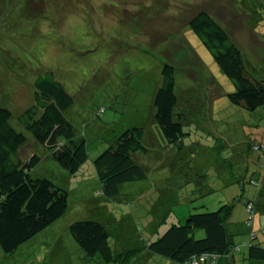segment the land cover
<instances>
[{
	"label": "rangeland",
	"instance_id": "374dc122",
	"mask_svg": "<svg viewBox=\"0 0 264 264\" xmlns=\"http://www.w3.org/2000/svg\"><path fill=\"white\" fill-rule=\"evenodd\" d=\"M198 10L229 32L247 71L264 78V0H0V106L13 112L12 124L27 135V153L41 156L32 176L47 177L69 192L65 215L15 252L0 248V264H104L72 237L68 227L79 219L107 225L116 252L140 249L133 264H177L150 253L147 244L189 214L224 203L233 205L230 250L250 241L252 230L264 240V208L253 226L246 209L248 200L260 201L257 208L264 201V185L249 181L253 171L264 176V105L248 111L230 101L233 82L187 23ZM165 62L176 67L182 150L155 118ZM46 70L74 98L65 115L89 154L76 173L55 161L18 121L33 103L37 75ZM128 126L145 130L148 152L134 158L147 178L123 183L117 195L107 197L94 160ZM246 254L242 246L216 264H264Z\"/></svg>",
	"mask_w": 264,
	"mask_h": 264
},
{
	"label": "trees",
	"instance_id": "16d2710c",
	"mask_svg": "<svg viewBox=\"0 0 264 264\" xmlns=\"http://www.w3.org/2000/svg\"><path fill=\"white\" fill-rule=\"evenodd\" d=\"M187 23L233 82L235 90L227 94L230 101L248 111L263 106L264 78L258 79L247 71L244 55L229 32L206 10H198ZM175 73L176 67L165 62L154 96L155 118L168 141L182 150L185 130L181 120L183 112L176 111ZM73 103V96L56 74L46 70L37 75L33 103L20 112L18 121L48 149L55 161L69 172L76 173L89 154L86 140L76 139L75 126L65 115ZM12 117L9 108L0 106V248L5 253L15 252L52 226L65 215L69 206L68 190L47 177L32 176L31 170L41 161V156L27 153L24 147L28 137L12 124ZM144 133L142 126L126 127L115 144L95 158L97 177L107 197L117 195L123 183L147 178V171L134 158L138 151L148 152L143 143ZM257 174L252 172L250 183L264 185V176ZM261 195L259 190L258 196ZM259 202L254 203L252 199L247 202L250 226H253L257 210L264 208V201L257 208ZM232 211L233 205L224 203L217 210L191 213L184 222L173 224L149 242L148 251L177 264H195L192 261L197 256L216 254L217 263L227 258L231 251H240L246 246L244 258L261 263L264 261V240H260L258 231L252 230L250 241L244 240L243 245L230 250L234 242L227 225ZM68 229L87 256L99 254L100 262L104 264H133L139 257L140 249L137 248L116 252L110 244L108 226L99 221L74 220ZM200 230H204V235L198 237Z\"/></svg>",
	"mask_w": 264,
	"mask_h": 264
},
{
	"label": "built area",
	"instance_id": "2783aa9c",
	"mask_svg": "<svg viewBox=\"0 0 264 264\" xmlns=\"http://www.w3.org/2000/svg\"><path fill=\"white\" fill-rule=\"evenodd\" d=\"M251 208V206H249V209ZM217 256L216 254H209V253H206L204 255H200V256H197L194 258V260L192 261L193 263L195 264H198L199 263V260L201 261H210V263L212 264H216V261H217Z\"/></svg>",
	"mask_w": 264,
	"mask_h": 264
}]
</instances>
